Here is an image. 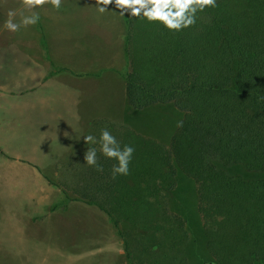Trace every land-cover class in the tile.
Wrapping results in <instances>:
<instances>
[{"label": "trees", "instance_id": "obj_1", "mask_svg": "<svg viewBox=\"0 0 264 264\" xmlns=\"http://www.w3.org/2000/svg\"><path fill=\"white\" fill-rule=\"evenodd\" d=\"M124 18L130 69L121 74L130 108L173 102L183 111V127L165 147L100 119L101 129H109L121 146H134L129 174L113 179L116 161L100 152L99 142L86 144L67 166L81 175L83 188L75 189L81 195L75 199L105 210L123 238L116 215L140 223V252L152 254L160 246L170 253L154 264H185L186 221L166 211L159 197L162 180L179 169L198 186L200 211L209 225L210 264H264V0H216L180 31L128 13ZM42 43L47 52L44 36ZM62 69L53 63L51 73ZM101 129L89 133L99 141ZM88 147L97 149L102 172L85 164ZM65 198L49 210L66 209L72 198ZM127 242L128 264H134Z\"/></svg>", "mask_w": 264, "mask_h": 264}, {"label": "crops", "instance_id": "obj_2", "mask_svg": "<svg viewBox=\"0 0 264 264\" xmlns=\"http://www.w3.org/2000/svg\"><path fill=\"white\" fill-rule=\"evenodd\" d=\"M101 3L63 0L59 10L50 3L36 8L51 59L41 37L37 48H28L21 57L24 51L15 45L5 48L3 41L0 44V159L7 166L24 172L31 168L32 176L36 166H48L51 175L37 174L46 182H56V166L74 164L64 160L72 153L77 158L83 136L95 121L114 120L130 107L121 74L130 69L125 53L127 24L118 5L110 3L100 13ZM10 33L0 27V39ZM53 63L64 69L51 73ZM107 81L115 89L105 90ZM39 150L43 158H38ZM27 178L29 174H16L13 168L0 174V181ZM43 208L27 216L21 226L0 223V264L18 262L22 255L9 251L8 245L26 247L31 242L47 244L50 251L56 247L55 251L69 257L70 264H128L124 238L97 204L71 199L66 209L44 213ZM41 251L44 261L47 249Z\"/></svg>", "mask_w": 264, "mask_h": 264}, {"label": "rangeland", "instance_id": "obj_3", "mask_svg": "<svg viewBox=\"0 0 264 264\" xmlns=\"http://www.w3.org/2000/svg\"><path fill=\"white\" fill-rule=\"evenodd\" d=\"M10 9L17 12V20L20 19L21 13L30 14L25 9L24 0H0V27L2 30H5L3 24L5 19H7V13ZM34 10L36 11V9ZM10 34H8V36L6 34L4 38L0 39V44L3 41L1 45H3L5 48L12 47L11 44L15 45L20 51H24L20 52V57L23 53L28 52L30 49L32 50L37 48L39 43L38 37H41V43L42 36L45 37L43 27L40 22L33 26L21 28V30L15 34ZM28 48L30 49L28 50ZM44 50L47 57L50 58L48 47L47 52L45 48ZM23 66L26 65L23 64ZM16 69H19L18 71L21 73V68ZM104 89L110 91L115 89V86L113 87V85L107 81ZM115 102L116 101H114V103ZM120 108L121 107H118L117 109ZM182 118L183 111L179 109L173 102H156L140 109H131L127 106L122 115L113 119L120 124L134 129L144 136L158 140L163 146L169 147L172 136L178 128L176 126V122ZM99 120L100 119H97L95 121L92 128L94 127V129H96L99 127L101 129L103 127V123ZM82 142L84 147L86 143L84 140ZM79 147L80 146L77 148ZM38 153L40 155L38 158L44 157L42 150H39ZM74 154L75 153H72V155H70L68 159L66 158L67 160L64 161H74ZM61 161L62 160H60V162ZM12 168L13 172L16 174H29V178L18 182L0 181V223L12 222L21 226L22 223L26 221V217L35 211H38L44 207L43 210L45 213L49 210L50 206L54 202L67 200V198H65V194L72 199L79 198V196H81L77 190H75L76 188H83V184L80 181L81 175H77L75 169L70 167L68 168L64 165L56 166V177L59 180L56 182H46L43 180V176L41 177L37 173L41 172L44 174H50L52 173L50 167L43 165L36 166V172L32 176L31 168L24 172L20 170V167L7 166V164H5L2 159H0V174H7L11 172ZM162 181L163 184L161 187H159V197L163 201L166 211L168 210V212L174 213L186 221L185 226L187 230L185 231L187 232L188 238L182 246L181 254L182 257L187 259L185 264H210L214 259L207 246L206 233L209 225L205 223L200 211L198 186L196 182L179 169L177 170L175 176ZM169 187H171V189H169ZM58 189L60 194H58ZM57 196L59 197L56 201L44 206V202L51 201ZM103 203L106 205V207L115 212V208L110 206L104 200ZM118 216L119 215H116L120 221V228L124 232V239L128 241V249L133 256L134 264H154V261H159L163 255L170 254L166 251V249H164V247L160 246L154 249L157 252L152 254H142L140 252V240L144 232L142 230V225L140 223L129 221L123 215H120L119 217ZM167 225L173 229L179 228L178 224L176 223H168ZM32 243L33 242H31L29 245L27 244L26 247L21 246V243L8 245L7 249L9 251H13V253H17L16 251H18L19 254L22 255H19L20 258L17 259L18 262H8L6 264L71 263L67 255L59 254V252L55 251L56 247H51L52 249L50 251L48 250L47 244L44 245L43 243ZM42 249H47V254L44 256V261L41 260L43 257L41 255ZM180 262L181 261H179L177 264H180Z\"/></svg>", "mask_w": 264, "mask_h": 264}, {"label": "clouds", "instance_id": "obj_4", "mask_svg": "<svg viewBox=\"0 0 264 264\" xmlns=\"http://www.w3.org/2000/svg\"><path fill=\"white\" fill-rule=\"evenodd\" d=\"M44 3H50L54 9L59 10L62 7L63 0H24L25 9L30 14L21 13L20 19L17 20V12L10 9L3 24L4 29L16 33L21 28L38 24L40 16L34 9ZM110 3L118 5L122 15L128 13L132 16L146 18L148 21H160L167 29L174 31H180L193 25L196 22V13L202 11L205 6H216V0H102L97 11L104 13ZM176 126L178 128L183 127V121L178 120ZM83 138L87 145H95L99 142L100 152L105 157L116 161L111 169L113 179L117 176H127L129 174V165L135 151L134 146L130 144L121 146L117 138L107 128L101 129L99 141L91 133L84 135ZM84 161L85 164L95 168L96 171H103L102 165L98 163L95 147L87 148Z\"/></svg>", "mask_w": 264, "mask_h": 264}]
</instances>
